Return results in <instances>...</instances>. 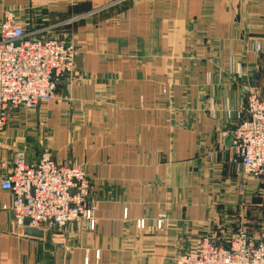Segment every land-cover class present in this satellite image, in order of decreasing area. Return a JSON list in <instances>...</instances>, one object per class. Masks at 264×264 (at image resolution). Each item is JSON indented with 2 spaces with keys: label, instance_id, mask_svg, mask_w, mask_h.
I'll return each instance as SVG.
<instances>
[{
  "label": "crops",
  "instance_id": "crops-1",
  "mask_svg": "<svg viewBox=\"0 0 264 264\" xmlns=\"http://www.w3.org/2000/svg\"><path fill=\"white\" fill-rule=\"evenodd\" d=\"M97 2L0 0V15L15 8L26 31L45 28L35 36L73 42L79 76H65L47 105L11 112L0 133V179L12 170L16 149L32 163L45 146L56 162L84 166L96 198L92 232L70 224L35 238L16 225L12 195L0 188V264H172L166 260L182 250L183 232H197L211 205L236 200L231 151H219L214 165L200 157L210 146L226 145L221 133L232 128L224 115L206 109L221 108L225 96L233 109L240 107L250 85L243 68L259 78L264 94V0L130 2L52 26ZM231 54L244 76L232 83L224 79ZM256 202L264 212V196ZM160 212L166 219L157 231ZM137 218L145 219L143 230L136 229ZM55 233L64 238L61 247L52 244Z\"/></svg>",
  "mask_w": 264,
  "mask_h": 264
},
{
  "label": "built area",
  "instance_id": "built-area-1",
  "mask_svg": "<svg viewBox=\"0 0 264 264\" xmlns=\"http://www.w3.org/2000/svg\"><path fill=\"white\" fill-rule=\"evenodd\" d=\"M45 28L26 31L10 8L0 15V129L15 110H35L49 103L57 85L71 72L74 46L54 37H38ZM230 148L235 167L245 174L264 176V98L251 94L237 115ZM12 195L9 209L17 225L64 230L73 220L93 222L96 201L90 195L85 171L75 164L56 162L47 150L28 163L14 151L12 170L0 179ZM161 219L157 220L160 226ZM138 227L143 226L137 221ZM175 264H264V234L255 238L239 232L225 245L204 239L175 257Z\"/></svg>",
  "mask_w": 264,
  "mask_h": 264
},
{
  "label": "rangeland",
  "instance_id": "rangeland-1",
  "mask_svg": "<svg viewBox=\"0 0 264 264\" xmlns=\"http://www.w3.org/2000/svg\"><path fill=\"white\" fill-rule=\"evenodd\" d=\"M97 1H98L97 4L94 5L93 8H91L90 10L72 15L62 20H59L52 26L54 27V26H64V25H69V24H75L78 22L85 21L86 19H89L93 17L95 14H98L100 12L108 11L112 8H118V7L120 8L121 6L127 3H130V2H134V3H140L143 1L152 2L153 0H97ZM40 4H43V3H40ZM5 8H10L16 11V9L11 6H6ZM121 17H123V13H121ZM119 20H120V17H119ZM54 38L58 40H62L57 37H54ZM63 41L69 42L74 46L75 51H76V54H75V57H76L78 50L75 44L69 40L67 41L63 40ZM253 48L256 51L260 49L257 43L253 45ZM231 59L232 61L230 62V65L233 66L231 70V75L224 78V79H228V82L230 83L234 82V80H240L242 77H244L240 75V72H238L239 68L238 66L236 67L237 62L236 61L234 62L233 54H231ZM242 70L247 74L248 79L250 80V85H246L247 87L244 88L243 92L245 95V100L243 99V103L240 105V107L233 109L230 106L229 97L227 98V96H225L224 100H222L221 108L213 105V106H209V109H206V112L210 113L212 116L221 114V115H224V118L227 121L232 122V128L228 132L223 131L221 133L223 136L222 139H224L225 137L226 139H228L229 136H231V139H232L233 131L236 129V127L240 123V121L237 118V115L242 113V111H244L246 101L251 94H256L260 98H264V94L260 93L258 89V85L255 80L259 78L253 77V75H251L252 73L251 69L243 68ZM66 77H68V79L70 80L71 79L78 80L79 78V76L75 72V58H74V63L71 68V72ZM184 79H185V76H182V82H181L182 86H186L185 85L186 82ZM209 79H210L209 77H205L206 82H208ZM166 87H167L166 83L161 84L160 86L161 96H164V94L166 93ZM54 100L57 101V99H54ZM44 105H47V104H44ZM168 107H169V104H168ZM76 109L78 108L76 107ZM8 122L3 126L4 128L7 126ZM4 128L0 129V133L4 130ZM230 144H231V141H230ZM230 144L229 146H226L225 142L223 141L221 144L218 143L217 144L218 146L216 148H215V145L210 146L209 148L201 152L202 154L200 157L202 158V161L204 163L214 165L216 164L215 163L216 154H218L219 151L227 149V148L231 151L232 157H231L230 162L233 168L234 177L238 178L237 182L239 183L237 184L238 191L236 193V200L234 201L233 204H230L228 206L211 205L210 207L212 208L211 210H209L208 216L206 217L205 221L199 223L196 226L198 229L197 232H194V231L190 232V230L188 232H183L182 250L176 251V253L168 257L166 261L168 262L170 261L172 264H175L174 259L175 257L178 256V254L184 252L185 250L193 248L194 246L198 245L204 239L208 240L209 242H211L212 244L216 246H220V245H225L230 238L234 237L239 232H247L248 236L253 237V238H255L256 236H262L264 234V212H263L262 206L259 203L257 204L256 202L258 198L264 196V194L260 196V193H258L257 191V188L260 185V183H263L262 186H264V176L260 178L250 176L242 172L237 167H235V163L233 162L234 155H233V151L230 148ZM19 150L23 151L26 154V151L24 149H16V151H19ZM43 150H47L50 153L51 157L54 159L53 152H50L49 149L46 148L45 146H43L42 151ZM69 164L78 165L85 171L84 166L81 164H78L76 162H70ZM86 176H87L88 181L90 182V195H91L92 194L91 193V180L89 176L87 175V173H86ZM91 197L93 200L96 201V198L93 195ZM126 216H127V213H126V210L124 209L123 217L126 219ZM158 219H161L160 226L157 225ZM165 219H166V214L163 212H160L157 216L154 217L155 230L158 231L162 228V225ZM137 221H142L143 226L138 227L136 225ZM71 224H76L78 229L82 230L83 232L85 231L92 232L96 226V211L94 213L93 222L91 224H86L83 220H78V219L73 220ZM134 225L136 229L143 230L145 227V219L144 218L135 219ZM46 231H52V230H46V229L43 230V232H46ZM53 231L61 232L62 230L55 229Z\"/></svg>",
  "mask_w": 264,
  "mask_h": 264
},
{
  "label": "water",
  "instance_id": "water-1",
  "mask_svg": "<svg viewBox=\"0 0 264 264\" xmlns=\"http://www.w3.org/2000/svg\"><path fill=\"white\" fill-rule=\"evenodd\" d=\"M231 141V136L228 137L227 141H226V146H229ZM28 222H24L22 225V232L24 235L27 236H32L35 238H42L44 233L43 230L35 228V227H31L28 226L27 224ZM51 240H52V244L53 246L56 247H61L63 245L64 242V238L62 237V235H60L59 233H55L51 236Z\"/></svg>",
  "mask_w": 264,
  "mask_h": 264
}]
</instances>
